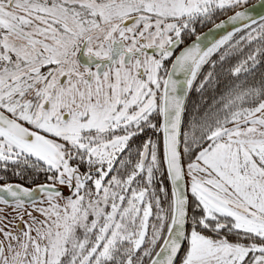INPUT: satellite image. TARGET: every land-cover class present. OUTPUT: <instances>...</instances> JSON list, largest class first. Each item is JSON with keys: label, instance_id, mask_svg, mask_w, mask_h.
Returning a JSON list of instances; mask_svg holds the SVG:
<instances>
[{"label": "snow or ice", "instance_id": "1", "mask_svg": "<svg viewBox=\"0 0 264 264\" xmlns=\"http://www.w3.org/2000/svg\"><path fill=\"white\" fill-rule=\"evenodd\" d=\"M0 264H264V0H0Z\"/></svg>", "mask_w": 264, "mask_h": 264}]
</instances>
